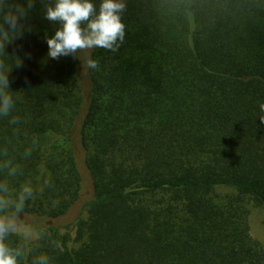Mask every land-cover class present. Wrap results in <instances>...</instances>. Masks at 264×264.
I'll use <instances>...</instances> for the list:
<instances>
[{
    "label": "trees",
    "instance_id": "trees-1",
    "mask_svg": "<svg viewBox=\"0 0 264 264\" xmlns=\"http://www.w3.org/2000/svg\"><path fill=\"white\" fill-rule=\"evenodd\" d=\"M123 2L116 52L49 57L41 0L0 47V196L32 190L3 242L17 264H264V0Z\"/></svg>",
    "mask_w": 264,
    "mask_h": 264
},
{
    "label": "clouds",
    "instance_id": "clouds-1",
    "mask_svg": "<svg viewBox=\"0 0 264 264\" xmlns=\"http://www.w3.org/2000/svg\"><path fill=\"white\" fill-rule=\"evenodd\" d=\"M41 3L45 19L60 23L54 35L46 38L47 55L52 59L76 55L78 52L94 48L116 52L124 42L125 26L120 19V13L126 7L123 0H101L98 11L91 0H41ZM34 5L35 0H0V47L11 42L10 38H17L25 30L21 21L28 18ZM85 66L90 70H100L98 61L90 55ZM0 83L7 87V77H0ZM11 107L10 96L0 97V115H7ZM9 174L14 175L15 169ZM3 191L7 193L6 186ZM31 194V188L25 186L15 202L0 196V211H6L14 205L16 212H19L25 198ZM14 228L15 225L7 216L0 217V264H17L16 257L19 253L14 254L3 242L6 233ZM42 264H46V260H43Z\"/></svg>",
    "mask_w": 264,
    "mask_h": 264
},
{
    "label": "rangeland",
    "instance_id": "rangeland-1",
    "mask_svg": "<svg viewBox=\"0 0 264 264\" xmlns=\"http://www.w3.org/2000/svg\"><path fill=\"white\" fill-rule=\"evenodd\" d=\"M90 193V184L85 178L83 190L80 196V201L83 200ZM77 207L73 208L65 217L56 220L58 224H64L69 221L76 213ZM15 228L22 231H27L31 224V219L21 217L19 221L15 219L10 220ZM250 233L252 237L257 239L264 247V207L255 206L252 207L249 216Z\"/></svg>",
    "mask_w": 264,
    "mask_h": 264
}]
</instances>
